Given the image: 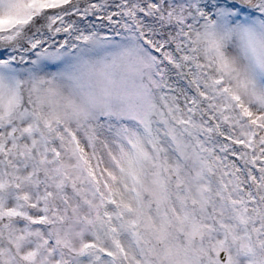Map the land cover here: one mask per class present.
Here are the masks:
<instances>
[{"label":"snow or ice","instance_id":"6c2138e0","mask_svg":"<svg viewBox=\"0 0 264 264\" xmlns=\"http://www.w3.org/2000/svg\"><path fill=\"white\" fill-rule=\"evenodd\" d=\"M0 264H264V0H0Z\"/></svg>","mask_w":264,"mask_h":264}]
</instances>
